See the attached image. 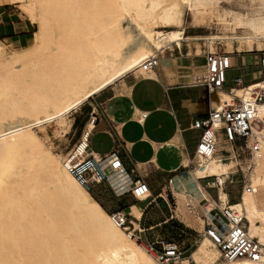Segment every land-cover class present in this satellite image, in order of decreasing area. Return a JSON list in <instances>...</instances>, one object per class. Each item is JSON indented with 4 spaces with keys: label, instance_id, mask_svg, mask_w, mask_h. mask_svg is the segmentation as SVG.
I'll use <instances>...</instances> for the list:
<instances>
[{
    "label": "bare ground",
    "instance_id": "1",
    "mask_svg": "<svg viewBox=\"0 0 264 264\" xmlns=\"http://www.w3.org/2000/svg\"><path fill=\"white\" fill-rule=\"evenodd\" d=\"M12 1L25 5L38 30L29 49L13 52L0 42V264H160L138 245L134 230L127 234L128 225L119 226L69 172L66 160L63 163L43 149L34 130L64 122L73 110L117 80L141 67L145 72L143 64L156 59L165 42L183 41L182 29L158 30L180 27L192 0ZM135 33L141 42L130 50ZM205 55V72L193 70L185 81L193 83L206 74ZM236 94L245 98L242 91ZM211 96L216 100L211 103L214 109L232 102L225 91ZM260 111L264 118V109ZM220 138L214 156L207 161L195 156L196 167L185 177L198 183L206 199L201 180L216 178L222 187L225 184L216 158L219 147L227 144L235 153L234 146ZM257 140L262 149L264 124ZM261 159L260 150L254 155L247 188L244 176L241 202L228 204V194L220 189L221 203L210 201L207 208L219 206L222 215L230 208V218L243 215V227L247 229L248 224L249 236L264 247V227L259 226L264 224V208H259L256 197L262 183ZM113 184L122 194L130 181L120 174ZM135 214L140 217L142 210L136 207ZM206 215L211 218L210 212ZM129 225L134 228L132 221ZM260 235L261 241L257 240ZM219 255L216 244L205 237L192 260L224 264L219 263ZM226 263L264 264V256L262 263ZM182 264L190 261L184 259Z\"/></svg>",
    "mask_w": 264,
    "mask_h": 264
},
{
    "label": "rangeland",
    "instance_id": "2",
    "mask_svg": "<svg viewBox=\"0 0 264 264\" xmlns=\"http://www.w3.org/2000/svg\"><path fill=\"white\" fill-rule=\"evenodd\" d=\"M164 1L180 3L181 0ZM0 9H4L5 13L21 15L26 18L29 24V27L24 29L26 31L25 34L23 30L19 31V35H26L23 39L16 36V38H11L1 33L0 30V42L13 52L32 47L34 34L37 32L38 27L25 5L12 0H0ZM15 18L17 19V16L12 19ZM181 29L184 30V40L179 44L165 42L162 51L157 55L158 66L157 74L155 75L163 81H165L164 74L175 75V79H178L179 76L181 80L187 82L185 79L193 70L204 73V55L207 52L228 54L231 55L232 60L236 59L234 68L227 72L228 82L225 86L226 90L234 85L233 81L237 77L243 76L247 83L260 78L257 64L258 58L264 55V0H192V8L184 13V21L180 27L159 29L158 31L168 32ZM140 42L141 36L135 33L133 42L129 47L130 50L138 47ZM245 44L249 45L250 48H244L243 45ZM16 67L19 70L21 68L20 65ZM176 67H178L177 70H175ZM141 68L135 70L126 78L119 79L120 81L114 86L109 87L100 95L94 96L73 110L64 122H54L44 126L42 129H35V134L43 149L64 163L67 153L80 138L91 111L96 107L98 108L100 102L104 99L126 89L130 84V77L142 74ZM146 73L153 74L154 72ZM26 80L29 81V78ZM215 96L217 98L216 94ZM215 96L211 98V102L216 101ZM14 122L17 123L18 121ZM223 139V137L220 138L221 141ZM261 153L262 168L260 176L262 183L261 187L258 188L259 190H256V197L258 206L262 210L264 208V147L261 149ZM216 158L219 160L218 169L224 176L225 183L231 178L225 186V193L229 195L231 203L240 202L243 193L248 187L247 177L253 170L254 156L252 158H243V160L238 159L236 151L232 153L230 147L224 144L219 147ZM195 167L194 155L187 171H192ZM239 167L246 177L245 189L243 175L240 171L237 172ZM128 169L131 170L130 167ZM202 184H205V182H202ZM156 191H159L158 187ZM209 193L217 201L216 190L211 189ZM93 194L91 195L94 199L97 197L105 205L108 214L115 211L126 213L132 203L129 195L117 197L107 185L95 187ZM166 200L169 206L163 199H159L157 201L158 206L146 212L142 228L148 229L150 225L165 221L167 218L170 219L171 216L175 217L169 223L149 229L144 237L151 243L157 242V240L164 243H176L183 252V257L189 259L193 253L192 251L196 250L205 239L204 229L199 226L194 214H189L192 225L187 224L181 217L176 215L177 205L173 201L172 195L166 196ZM143 206L144 204L140 208ZM170 208L172 211L169 210ZM259 226L263 228L264 224L260 222ZM247 229L250 230L248 224ZM133 230H138V227H131V231L127 227L125 232L129 234ZM261 239L262 236L260 235L257 240L261 241ZM144 242L146 244V241ZM138 245L146 250L142 244L138 243ZM156 246L161 248L159 244ZM219 263H226V261L221 259V255H219ZM190 264L195 263L191 262Z\"/></svg>",
    "mask_w": 264,
    "mask_h": 264
},
{
    "label": "crops",
    "instance_id": "3",
    "mask_svg": "<svg viewBox=\"0 0 264 264\" xmlns=\"http://www.w3.org/2000/svg\"><path fill=\"white\" fill-rule=\"evenodd\" d=\"M3 10L0 9L1 33L11 38H25L26 35H19V31L29 27L26 18ZM16 16L17 19H12ZM235 60H232L233 64ZM164 75L165 81L155 74H137L129 78L130 84L126 89L100 102L99 107L91 111L98 114V121L91 133L90 149L99 156L117 149L130 178L133 181L143 179L149 185L154 198L151 205L147 206L148 202L136 200L129 195L132 203L125 214L131 213L133 226L143 230L146 212L158 206L159 199L167 203L166 196L173 192L177 205L176 215L192 225L189 214H194L195 220L204 229V217L209 218L206 211L219 209L221 214L219 206H214L212 210L207 206L210 201L216 204L219 202L214 200L209 190L204 189L201 181L207 199L198 183L185 177L200 138V132L191 130L190 126L194 121L205 118L212 109V94L203 86L184 82L179 76L175 79V75ZM188 161L189 168H186ZM170 180L171 185L168 183ZM157 187L159 191H156ZM229 204H232L231 199ZM136 207L142 210L140 217L135 214ZM169 210L172 211L171 208ZM174 217L158 222L148 230L169 223ZM185 260L193 262L192 255Z\"/></svg>",
    "mask_w": 264,
    "mask_h": 264
},
{
    "label": "built area",
    "instance_id": "4",
    "mask_svg": "<svg viewBox=\"0 0 264 264\" xmlns=\"http://www.w3.org/2000/svg\"><path fill=\"white\" fill-rule=\"evenodd\" d=\"M205 63L206 74L202 78L194 80L192 85L205 87L210 95L218 91H225L231 97L232 102L225 103L219 109L212 108L205 118L194 121L190 126L191 130L200 132L195 156H200L206 161L209 160L214 156L217 149L216 140L221 136L234 146L238 159L252 158L261 150L257 136L261 126L264 124V118L260 117V109H264V55L258 58L257 66L259 67L260 76L258 80L247 83L244 77L240 76L234 79V85L228 90L225 89L228 82L227 72L234 68L231 55L208 53L205 55ZM157 65L156 59L148 60L143 64V70L148 73L150 71L156 72ZM236 91H242L245 98L242 99L237 96ZM97 121L98 114L95 111L91 112L80 138L67 153L65 161L67 169L90 192L97 186L107 185L117 197L130 195L136 200L148 202L147 206L151 205L154 198L149 185L143 179L133 181L130 178L117 149L104 156L92 153L90 137ZM239 171L243 175L244 182V174L240 167L237 172ZM120 174L126 175L130 181V184L124 187L122 194L117 192L113 184L114 177ZM213 179L201 180V182H205L203 185L205 190L214 189L217 191V202L221 203L220 189L225 192V186L231 178L227 180L224 187L217 182L216 178ZM171 181H169L170 185ZM248 189L250 190V188ZM171 195L173 201H175L173 192H171ZM227 203H230V198ZM167 204L169 205L168 202ZM229 212L232 213V210L227 208L222 215L219 209H214L210 212L211 218L204 217V237L210 238L216 244L221 253V259L224 261L249 260L262 263L264 247L251 238L247 229L243 227L244 216L233 214L230 218ZM112 217L119 226L126 228V225H128L127 227L130 228L131 213L115 212L112 213ZM228 220L232 223V226L228 224ZM147 231V228L138 231L134 230L133 237L160 264L183 263L185 259L183 252L176 243H164L158 240L157 242H148L144 237ZM144 241H146V244ZM157 244L161 248H157Z\"/></svg>",
    "mask_w": 264,
    "mask_h": 264
},
{
    "label": "trees",
    "instance_id": "5",
    "mask_svg": "<svg viewBox=\"0 0 264 264\" xmlns=\"http://www.w3.org/2000/svg\"><path fill=\"white\" fill-rule=\"evenodd\" d=\"M100 186H102V185H100ZM90 194H92V195H94L93 194V191L92 192H89ZM95 200L106 210V207H105V205L97 198V197H95ZM239 202V201H238ZM234 203H237V202H234ZM234 203H232V204H234ZM115 212H122V211H115ZM115 212H112V213H115ZM112 213H110V214H112ZM156 224H158V223H155V224H153V225H150L149 227H151V226H154V225H156ZM195 251V250H194ZM194 251H192V252H194Z\"/></svg>",
    "mask_w": 264,
    "mask_h": 264
}]
</instances>
